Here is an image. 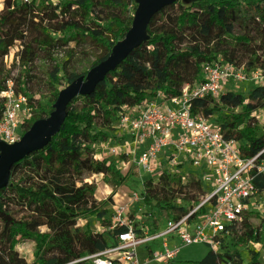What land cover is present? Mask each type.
Returning <instances> with one entry per match:
<instances>
[{"label":"trees","instance_id":"trees-1","mask_svg":"<svg viewBox=\"0 0 264 264\" xmlns=\"http://www.w3.org/2000/svg\"><path fill=\"white\" fill-rule=\"evenodd\" d=\"M133 1L1 0L0 93L9 81L15 94L26 97L31 117L24 131L51 118L60 90L84 81L110 57L131 27ZM144 31L145 38L114 69L68 101L56 133L10 165L0 186V264H46L41 253L52 237L50 227L73 218L89 224L94 215L105 224L104 211L84 209L95 203V184H84L81 176L86 170L123 179L100 150L118 116L158 92L178 96L186 85L202 81L203 64L215 60L246 72L264 71V0H172L148 17ZM250 95L264 108V85ZM252 102L226 91L215 99L194 100L191 110L237 141L242 158L259 154L257 160L264 164V121L259 127L251 116ZM2 107L0 96V114ZM142 180L149 182L143 202L159 210L181 214L182 207L174 203L194 205L207 195L192 174L163 171L156 180ZM252 181L259 195L264 192L263 175L254 173ZM261 226L256 215L245 212L231 228L236 245L262 240L261 250L250 252L249 264H264ZM23 241L34 249L29 260L19 248ZM194 264H242V258L235 250H209Z\"/></svg>","mask_w":264,"mask_h":264},{"label":"built area","instance_id":"built-area-1","mask_svg":"<svg viewBox=\"0 0 264 264\" xmlns=\"http://www.w3.org/2000/svg\"><path fill=\"white\" fill-rule=\"evenodd\" d=\"M251 73L256 81L264 77V71ZM201 76L202 81L186 85L176 97L158 92L118 116L112 126L128 143L103 145L101 150L103 156L122 158L118 168H135L140 177L156 180L163 171L192 174L207 191L205 198L194 205L177 201L174 206L183 209L177 214L145 204L142 188L105 215L102 230L107 235L101 247L69 264H169L183 249L204 245L207 251L223 253L230 248L231 228L242 222L254 200L264 199V192L259 195L252 181L254 173L264 176V164L257 160L259 154L242 158L237 141L226 138L211 119L191 110L194 100L218 98L226 82L245 81L246 71L215 60L203 64ZM0 96V146L12 147L23 136L20 115L26 98L15 94L9 81Z\"/></svg>","mask_w":264,"mask_h":264},{"label":"rangeland","instance_id":"rangeland-1","mask_svg":"<svg viewBox=\"0 0 264 264\" xmlns=\"http://www.w3.org/2000/svg\"><path fill=\"white\" fill-rule=\"evenodd\" d=\"M16 3L20 1H29V0H14ZM57 0H50L52 3H56ZM155 0H134L132 3V9H130V13L133 14L134 12V19L140 9L145 6L151 5ZM172 1V0H168ZM187 1V0H185ZM2 7L1 0H0V9ZM133 19V20H134ZM147 17L145 18L142 27L138 30L137 35L135 37L134 43L139 42L143 38H145L146 34L144 31V26L147 22ZM133 22V21H132ZM132 25V24H131ZM131 28V27H130ZM3 29L0 28V31ZM234 32H238L236 29ZM122 42V41H121ZM121 42L117 44L114 48V51L118 49L121 45ZM12 56V55H11ZM10 56V57H11ZM220 60V59H219ZM223 61V60H222ZM94 69L90 71L88 76L83 79L77 81V83L70 85L66 88L60 90V97L69 89L78 86L81 83L86 82L92 74L94 73ZM246 80L243 82L233 81L230 80L225 83L223 87V92L226 91H233L242 93L247 102H252L251 92L257 90L259 86L264 85V77L262 80H254L253 73L246 72ZM26 98V97H25ZM59 100V99H58ZM58 102V101H57ZM57 102L55 105V109L57 106ZM254 110L251 116L256 120V123L259 127L262 126L264 121V108L260 106L259 102L253 101ZM55 112V111H54ZM234 113L239 112V108L233 111ZM31 117V109L27 104V101L23 107V111L20 115V120L27 122ZM118 117L114 120V123L117 122ZM23 123V125H24ZM39 123V122H38ZM37 123H34V125ZM30 126L28 130H30L33 126ZM27 130V131H28ZM27 131H24V126L20 130V134L24 135ZM110 139L104 141L100 147V150L103 149V145H119L122 146L123 144L128 143V138L121 134V132L112 127L110 132ZM43 140L37 141V145ZM104 150H101V153ZM108 161H113L115 164L116 169L119 170L123 179H117L115 177H110L106 175H102L99 173L92 172L91 174L84 170L82 172L81 178L83 179L84 184H88L93 182L95 184V190L93 193L94 202L89 203L84 207L86 210L92 209H99L100 211H104L105 214L102 216L104 219L106 214H111L114 207L117 205H122L126 203L129 198L133 196L134 193L138 194L142 190V188L148 186L149 182H144L142 180V176H139V173L135 168L127 167V168H118L119 163L122 158L112 157V156H103ZM124 159V158H123ZM179 173H182L180 171ZM154 178V177H153ZM6 183V182H5ZM4 183V184H5ZM139 205V204H138ZM251 213L256 215V217L261 222V228L259 230L260 236L264 233V199L261 200H254L253 206L251 207ZM156 216L159 220H161L156 213ZM89 224L81 222L79 218H73L66 222L64 225H56L50 227L51 231V239L49 240L48 244L43 248L41 253V257L46 264H69L74 261H78L90 254L101 247V241H105V236L107 235L105 230H102V226L104 225L100 219H96L94 215L89 217ZM58 226V227H57ZM239 227H235L237 231ZM229 243L230 248L225 249L223 253L235 250L239 252L242 258V264H249L250 252H257L261 250L262 247V240L260 242H250L248 244H240L236 245L235 238L231 233ZM19 248L23 250L26 258H32L34 253L33 246L30 242L23 241ZM207 250L204 245L196 246L195 248H188L183 249L178 254V257L175 259L174 262L169 264H194V262H200L203 256L206 254ZM221 253V254H223ZM34 264V263H30ZM79 264V263H75ZM81 264H89L88 262H82ZM151 264H163L161 262H152Z\"/></svg>","mask_w":264,"mask_h":264},{"label":"water","instance_id":"water-1","mask_svg":"<svg viewBox=\"0 0 264 264\" xmlns=\"http://www.w3.org/2000/svg\"><path fill=\"white\" fill-rule=\"evenodd\" d=\"M168 0H155L151 5L140 9L132 22L131 28L122 39L121 45L113 51L110 57L99 67L94 69L92 76L86 82L67 90L58 100L54 115L51 118L42 120L28 130L20 141L12 147L0 146V186L8 176L10 165L18 158L24 156L27 151L37 145V141L45 140L58 130L64 114L65 105L70 99L78 94L89 91L98 81L123 59L126 53L137 43H134L138 30L142 27L145 18L166 4Z\"/></svg>","mask_w":264,"mask_h":264}]
</instances>
